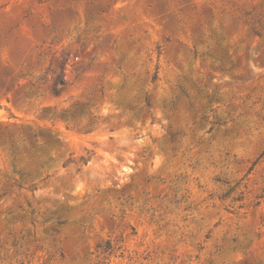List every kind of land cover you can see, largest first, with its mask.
Segmentation results:
<instances>
[{"label":"rangeland","instance_id":"obj_1","mask_svg":"<svg viewBox=\"0 0 264 264\" xmlns=\"http://www.w3.org/2000/svg\"><path fill=\"white\" fill-rule=\"evenodd\" d=\"M0 264H264V0H0Z\"/></svg>","mask_w":264,"mask_h":264},{"label":"trees","instance_id":"obj_2","mask_svg":"<svg viewBox=\"0 0 264 264\" xmlns=\"http://www.w3.org/2000/svg\"><path fill=\"white\" fill-rule=\"evenodd\" d=\"M255 35L260 36L258 33H255ZM66 84V81L64 79V76L57 81V83H53L52 85V92L54 95L58 96L62 90L64 89ZM144 106L147 110L150 108L149 104V97L145 96L144 97ZM78 114L77 111L73 112L71 116H76ZM57 117V115H55ZM62 119L65 121L68 120V117L60 115ZM22 142H24L22 150L18 149L15 147L13 143H10V150L12 151L13 155L15 153H21L22 157L25 158L31 165L32 169H34L35 172H39L40 170L43 169L45 166V163L42 162L40 157L36 155V152L34 151V146L36 144V136L32 135V137H28L24 139ZM39 154L45 155L46 154V149L44 147H39ZM12 155V157H13ZM31 173H27L26 177H30ZM32 187V186H31Z\"/></svg>","mask_w":264,"mask_h":264}]
</instances>
